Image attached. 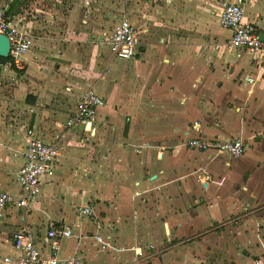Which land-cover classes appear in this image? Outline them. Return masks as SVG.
<instances>
[{
	"label": "crops",
	"instance_id": "obj_1",
	"mask_svg": "<svg viewBox=\"0 0 264 264\" xmlns=\"http://www.w3.org/2000/svg\"><path fill=\"white\" fill-rule=\"evenodd\" d=\"M238 1L72 0L63 14L29 19L22 68L0 67V103L28 119L0 123V188L19 195L31 135L60 158L28 209H6L0 264L19 256L13 236L26 229L50 253V222L73 234L58 256L78 252L83 264H264L262 57L233 49L219 22ZM241 1L264 38V0ZM29 4L6 3L17 26ZM123 18L139 38L128 61L108 45ZM88 90L106 101L94 136L62 127ZM191 139H242L246 149L234 158L190 149ZM98 236L116 250L103 251Z\"/></svg>",
	"mask_w": 264,
	"mask_h": 264
},
{
	"label": "built area",
	"instance_id": "obj_2",
	"mask_svg": "<svg viewBox=\"0 0 264 264\" xmlns=\"http://www.w3.org/2000/svg\"><path fill=\"white\" fill-rule=\"evenodd\" d=\"M129 1V0H126ZM8 0H0V35H5L10 42L9 57L2 62L0 67L19 68L23 66V59L33 45V37L29 35L26 23L17 26L11 20L7 12ZM88 4V2H87ZM219 22L222 28L229 30L232 35L230 46L237 51H247L251 54H259L262 57V71L264 75V41L261 39L258 28L245 21V9L243 1L226 4L220 12ZM111 54L115 57L128 61L135 58L139 45L138 32L129 19L123 18L111 34L109 39ZM254 84V80H248ZM0 79V87L2 85ZM106 107V101L95 91L88 90L83 93L75 112L62 125L63 128L72 129L83 126L90 135L96 134L94 123L100 109ZM198 126V123H195ZM186 146L202 152L215 151L217 154H228L234 158L244 155L246 143L242 139L233 141H218L205 139H191ZM60 158V150L54 144H48L40 138L31 135L24 154L25 162L15 174V182L20 188L19 195L6 192L0 188V223L5 217L7 208L30 207V204L41 194L43 178L55 169ZM82 216L94 218V211L89 206L80 208ZM48 238L50 239V253L40 250L36 244L33 232L30 229L19 231L13 236L15 249L19 252L17 258L4 257L3 264H83L78 252L74 256L62 259L58 256L60 241L73 236L69 228H56L53 222L49 223ZM103 251L116 250L107 244L101 236L96 238Z\"/></svg>",
	"mask_w": 264,
	"mask_h": 264
},
{
	"label": "rangeland",
	"instance_id": "obj_3",
	"mask_svg": "<svg viewBox=\"0 0 264 264\" xmlns=\"http://www.w3.org/2000/svg\"><path fill=\"white\" fill-rule=\"evenodd\" d=\"M28 1L29 3L34 2V5L29 4V6L31 7L29 10V15H27L26 19L24 20L26 23V26L29 22V19H32L34 16L35 17H39L43 15L46 16L47 13H50L55 10L63 14L64 12L67 11V9L70 6H72V0H28ZM8 104H11V103L8 102L7 105H2L0 103V115H1L0 123L5 124L6 126H16L19 124L27 125L28 119H27L26 113H24L22 117H19V119L17 117V120H16L15 118L16 115H14L16 112L15 107L13 105L10 106ZM17 111L19 112L18 109Z\"/></svg>",
	"mask_w": 264,
	"mask_h": 264
},
{
	"label": "water",
	"instance_id": "obj_4",
	"mask_svg": "<svg viewBox=\"0 0 264 264\" xmlns=\"http://www.w3.org/2000/svg\"><path fill=\"white\" fill-rule=\"evenodd\" d=\"M261 39L264 41L263 36ZM10 52V42L5 35H0V57L2 59H7Z\"/></svg>",
	"mask_w": 264,
	"mask_h": 264
},
{
	"label": "trees",
	"instance_id": "obj_5",
	"mask_svg": "<svg viewBox=\"0 0 264 264\" xmlns=\"http://www.w3.org/2000/svg\"><path fill=\"white\" fill-rule=\"evenodd\" d=\"M19 1H20V0H19ZM14 4H15V3H14ZM14 4L12 5V7L14 6ZM1 61H2V62H5L6 60H5V59H2Z\"/></svg>",
	"mask_w": 264,
	"mask_h": 264
}]
</instances>
